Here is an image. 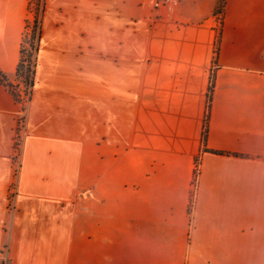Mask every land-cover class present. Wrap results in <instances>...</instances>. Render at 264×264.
<instances>
[{
    "label": "crops",
    "instance_id": "0c3cea01",
    "mask_svg": "<svg viewBox=\"0 0 264 264\" xmlns=\"http://www.w3.org/2000/svg\"><path fill=\"white\" fill-rule=\"evenodd\" d=\"M154 1L43 0L22 130L0 84V264H264V0Z\"/></svg>",
    "mask_w": 264,
    "mask_h": 264
},
{
    "label": "trees",
    "instance_id": "16d2710c",
    "mask_svg": "<svg viewBox=\"0 0 264 264\" xmlns=\"http://www.w3.org/2000/svg\"><path fill=\"white\" fill-rule=\"evenodd\" d=\"M223 7H224V0H218L217 6L214 10V15L220 16L223 12ZM43 8H44L43 0H29L28 2V8H27L28 14H31L33 12V18L31 20V24L29 18L28 20H26L25 23L24 33L20 46L19 61L15 71V83L12 84L8 82L5 75L0 71V84L8 88L10 94L17 103L20 102L19 88L22 87L23 92L25 94L29 93L31 95V91L34 85V70L36 66V53H37L38 41L40 38V23H41L40 21H41V14ZM219 42H220V28H218L216 41H215L214 62L216 61L217 58ZM213 82H214V73H212L210 76V86L207 95V112H206L204 128L201 134V142L203 146L205 145L207 138V119H208L209 106L211 102Z\"/></svg>",
    "mask_w": 264,
    "mask_h": 264
},
{
    "label": "built area",
    "instance_id": "2783aa9c",
    "mask_svg": "<svg viewBox=\"0 0 264 264\" xmlns=\"http://www.w3.org/2000/svg\"><path fill=\"white\" fill-rule=\"evenodd\" d=\"M179 4V0H155L154 1V9L156 11H165V12H173L175 10V8L178 6ZM20 89V88H19ZM19 95H20V106H21V111H20V116L18 119V128L19 130L23 129V125H24V111H25V107L29 101V97L30 94L29 93H24L23 91H19ZM17 143V141H16ZM196 173H197V166L195 169V173H194V179L196 177ZM3 264H8L7 260L5 259L3 261Z\"/></svg>",
    "mask_w": 264,
    "mask_h": 264
},
{
    "label": "rangeland",
    "instance_id": "374dc122",
    "mask_svg": "<svg viewBox=\"0 0 264 264\" xmlns=\"http://www.w3.org/2000/svg\"><path fill=\"white\" fill-rule=\"evenodd\" d=\"M32 18H33V12H32L31 14H29V21H30V24H31V20H32ZM216 19H217L218 22H219V19H220V18H219V15L216 16ZM218 24H219V23H218ZM30 27H31V26H30ZM30 27H29V28H30ZM29 30H30V29H29ZM28 33H29V31H28ZM20 90L23 91V88L21 87Z\"/></svg>",
    "mask_w": 264,
    "mask_h": 264
}]
</instances>
